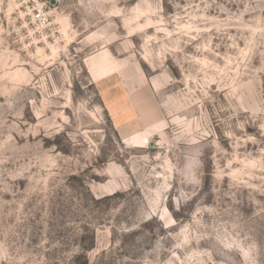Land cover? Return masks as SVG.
<instances>
[{
  "label": "rangeland",
  "instance_id": "374dc122",
  "mask_svg": "<svg viewBox=\"0 0 264 264\" xmlns=\"http://www.w3.org/2000/svg\"><path fill=\"white\" fill-rule=\"evenodd\" d=\"M39 1L0 0V264H264V0ZM101 46L155 130L111 124Z\"/></svg>",
  "mask_w": 264,
  "mask_h": 264
},
{
  "label": "crops",
  "instance_id": "0c3cea01",
  "mask_svg": "<svg viewBox=\"0 0 264 264\" xmlns=\"http://www.w3.org/2000/svg\"><path fill=\"white\" fill-rule=\"evenodd\" d=\"M109 55L108 49L101 46L86 58V62L91 84L111 124L126 139L140 131L141 124H144L143 130H155L156 126L147 127L142 113L145 104L141 95L146 78L133 62L113 56L109 60Z\"/></svg>",
  "mask_w": 264,
  "mask_h": 264
},
{
  "label": "built area",
  "instance_id": "2783aa9c",
  "mask_svg": "<svg viewBox=\"0 0 264 264\" xmlns=\"http://www.w3.org/2000/svg\"><path fill=\"white\" fill-rule=\"evenodd\" d=\"M36 7H33L30 11L31 22L36 28H45L49 25V13L46 9L45 1L34 0Z\"/></svg>",
  "mask_w": 264,
  "mask_h": 264
}]
</instances>
